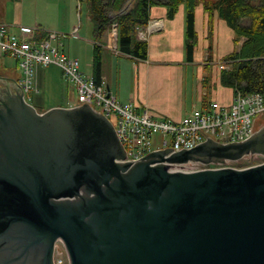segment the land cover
<instances>
[{
	"label": "water",
	"instance_id": "obj_1",
	"mask_svg": "<svg viewBox=\"0 0 264 264\" xmlns=\"http://www.w3.org/2000/svg\"><path fill=\"white\" fill-rule=\"evenodd\" d=\"M103 111L40 113L19 85L4 90L0 264H56L60 240L70 264H264V163L169 166L264 157V126L227 145L199 130L207 141L195 148L124 163Z\"/></svg>",
	"mask_w": 264,
	"mask_h": 264
},
{
	"label": "built area",
	"instance_id": "obj_2",
	"mask_svg": "<svg viewBox=\"0 0 264 264\" xmlns=\"http://www.w3.org/2000/svg\"><path fill=\"white\" fill-rule=\"evenodd\" d=\"M162 27L160 21L150 22L147 30L139 29L138 38L146 41L149 34ZM108 37L112 40L108 47L119 54L117 23L110 28ZM0 51L18 60L22 70L19 86L27 101L29 94L40 92L37 70L54 65L62 70L66 80L75 88L79 105H94L96 110L104 107V116L114 125L127 153L124 163L139 161L158 151L175 149L170 153L172 155L177 151L195 148L207 141L199 130L220 144L242 142L256 134L264 122V94L261 92L245 94L236 91L231 105L214 101L193 110L180 122L157 119L148 108L138 111L134 103H123L110 94L104 80L102 84H97L93 75L86 76L80 69L79 60L68 55L60 34L55 32L40 37L31 28L21 27L19 33H15L10 26L0 24ZM220 68L224 69L225 64L220 65ZM191 163L169 166H180L179 171H187L185 168ZM57 264H69L68 257L58 256Z\"/></svg>",
	"mask_w": 264,
	"mask_h": 264
},
{
	"label": "crops",
	"instance_id": "obj_3",
	"mask_svg": "<svg viewBox=\"0 0 264 264\" xmlns=\"http://www.w3.org/2000/svg\"><path fill=\"white\" fill-rule=\"evenodd\" d=\"M23 2L24 0H15V8L19 9L15 13V18L9 22L6 19L0 21V24L10 26L15 33H19L21 27L31 28L40 37L52 32V28L45 27L38 23V20L32 23L22 18L19 11L22 9ZM209 20L210 17L205 11L204 5L198 6L196 9V30L199 35V42L193 61H189L186 53V7L181 6L174 19L169 18V12L166 7H153L150 21H160L163 27L161 30L154 31L148 35V40H146L149 45L148 59L136 61L137 64L134 66L136 68L133 72L134 77L132 76L131 86L126 91L122 90L125 84L122 81L123 71L117 72L121 65H116L115 80H111L109 74L104 72L103 65V79L112 95L123 103H134L138 111L148 108L155 118L173 122H180L191 114L193 110L201 109L214 101L231 105L235 92L234 89L222 85L220 62L232 52L224 55H218L217 53L219 30L223 32L228 30L225 26L227 23L218 15H215L213 32V39L215 38V40L212 42L213 49L210 51L212 40L209 35ZM76 33L77 28L74 29V34L76 35ZM108 38L105 37L107 49L112 44L111 38ZM232 39H234V32ZM91 43L92 41L90 40L89 45L94 53L93 43ZM64 48L71 56V52L67 51L65 45ZM79 62L82 71L81 60ZM194 66H197V68L195 69ZM52 67L57 68V66L52 65L41 67L37 70L38 88H40L41 84L45 88L47 87L51 79L50 72ZM190 68H192L195 77L194 83L196 84L194 86L189 83L188 70ZM190 88H192V92L188 94Z\"/></svg>",
	"mask_w": 264,
	"mask_h": 264
},
{
	"label": "trees",
	"instance_id": "obj_4",
	"mask_svg": "<svg viewBox=\"0 0 264 264\" xmlns=\"http://www.w3.org/2000/svg\"><path fill=\"white\" fill-rule=\"evenodd\" d=\"M200 5L210 17V51L215 15L234 32L235 50L223 59L229 66L222 71V85L234 92L264 94V0H87L94 31L93 77L97 84L103 82V39L114 23L118 25L120 56L134 61L148 59V42L138 39V30L148 26L155 6L166 7L170 19L175 18L181 6L186 7V53L187 59L193 61L199 42L196 9Z\"/></svg>",
	"mask_w": 264,
	"mask_h": 264
},
{
	"label": "rangeland",
	"instance_id": "obj_5",
	"mask_svg": "<svg viewBox=\"0 0 264 264\" xmlns=\"http://www.w3.org/2000/svg\"><path fill=\"white\" fill-rule=\"evenodd\" d=\"M14 2L15 0H0V21L6 19L9 22L15 18V13L19 9L15 8ZM20 13L22 18L27 22L33 23L35 20H38V23L47 28H52V32L60 34L61 42L65 45L67 51L71 52L72 58L81 60L82 68L85 70L84 72L82 70V72L86 76L92 75L93 50L89 42L90 40L92 41L93 44H91L93 47L95 42L93 24L88 12L87 0H24L22 9L19 11V14ZM148 26L142 29L147 30ZM225 26L228 30H224V32L219 30L218 55L233 52L235 49V44L232 39L233 31L227 25ZM75 28H77L76 35L74 34ZM213 40H215V38ZM106 43L107 41L103 39L102 44L105 46ZM103 64L104 72L109 74L111 80H115L116 65H121L117 72L123 71L122 81L125 84L122 90L126 91V89L131 86L132 76L134 77L133 72L136 68H134V66L137 64L136 61L120 56L112 50V47L107 49L105 46L103 50ZM221 64L220 62V65ZM2 68L7 75L13 76L15 74L18 79L22 76V70L20 69L18 60L0 51V70ZM57 68H51V79L46 88L41 84L39 94L31 93L27 96L29 104L40 112L48 111L52 108H71L79 105L75 88L66 80L62 71ZM194 68L196 69L197 66H194ZM188 72L189 83L191 86H194L196 83H194L195 77L192 68H190ZM191 89L192 88L188 90V94H191ZM262 163H264V157L247 156L237 162L227 161L219 165L191 163L186 166L185 170L197 171L211 167L245 169ZM59 250L60 252H57L56 257L61 255L67 256V251L62 243H59Z\"/></svg>",
	"mask_w": 264,
	"mask_h": 264
},
{
	"label": "flooded vegetation",
	"instance_id": "obj_6",
	"mask_svg": "<svg viewBox=\"0 0 264 264\" xmlns=\"http://www.w3.org/2000/svg\"><path fill=\"white\" fill-rule=\"evenodd\" d=\"M18 78H13L10 75L0 72V97H2L4 90L17 89Z\"/></svg>",
	"mask_w": 264,
	"mask_h": 264
}]
</instances>
